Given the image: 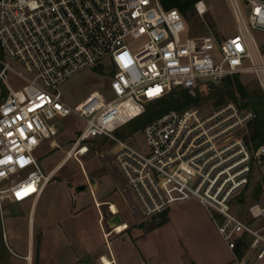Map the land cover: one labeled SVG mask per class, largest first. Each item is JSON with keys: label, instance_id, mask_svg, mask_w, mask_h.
Here are the masks:
<instances>
[{"label": "built area", "instance_id": "2783aa9c", "mask_svg": "<svg viewBox=\"0 0 264 264\" xmlns=\"http://www.w3.org/2000/svg\"><path fill=\"white\" fill-rule=\"evenodd\" d=\"M229 3L236 32L220 39L210 28L183 37L189 20L161 0H0L2 220L6 205L39 201L55 170L46 174L34 152L46 140L57 144L59 121L76 116L85 126L66 160L85 155L91 139L114 141V161L147 217L194 198L231 249L247 242L254 251L253 259L236 256L237 264H264V226L237 213L254 173L264 178V142L253 147L233 133L254 120V110L233 101L209 113L174 109L144 126L142 146L117 135L174 90H207L249 72L264 93V54L253 34L264 32V0ZM194 9L201 17L209 11L205 0ZM97 67L107 76L102 89L76 104L63 98L61 84ZM11 74L22 86H11ZM247 211L253 220L264 218L260 202Z\"/></svg>", "mask_w": 264, "mask_h": 264}, {"label": "rangeland", "instance_id": "374dc122", "mask_svg": "<svg viewBox=\"0 0 264 264\" xmlns=\"http://www.w3.org/2000/svg\"><path fill=\"white\" fill-rule=\"evenodd\" d=\"M205 3L209 11L204 17H201L195 9L188 11L186 17L190 24L186 22L189 31L183 34V37L206 33L208 28L220 39L233 35L236 32V20L229 0H205ZM253 34L260 43L264 54V32L253 30ZM240 79L248 90L261 92V88L252 73H242L240 74ZM8 80L14 88L20 87L24 83L21 78L14 74H11ZM208 80V78L204 79V81ZM107 82L106 72L97 67L78 73L61 84L60 89L65 100L71 104H76L82 101L91 91L102 89ZM221 85L222 81L214 84L207 90L194 91L198 92V96L201 98V102L195 107H199L204 113L212 112L219 107L215 105L217 98L212 96L214 92L220 89ZM236 95L238 96V101L227 99L224 104L233 101L241 106L246 100H242L239 93ZM84 126V120L79 117L69 116L62 118L59 121L58 134L55 137L57 144L53 146L50 140H46L34 152V156L46 174L55 171L52 180L48 183V188H45L35 206L30 201L6 205L7 213L4 220L0 217L1 232L3 234L2 241L5 245L6 254L14 251L16 254L25 255L28 243L32 239L34 251L33 264H39L40 253L44 251L43 248L45 247L52 253H61V259L67 260V255L71 256L74 253L82 252L83 246L77 243L79 239L92 237L96 245H98L99 242L104 241V231L107 232L108 236L111 233L112 228L108 223L107 216L103 223L104 230L100 229L98 225L94 197L100 196L99 192L112 190L110 175H114L115 172L111 166L113 165L118 169L112 153L115 142L107 138L91 139L86 143L88 152L85 155H74L66 160L67 152L72 148L79 130L83 129ZM119 132L129 133V126H124ZM233 133L237 136L240 134L246 135L249 133V127L236 129ZM127 140H131L135 146L145 144V136L141 130L132 133L131 137H128ZM62 162L64 164L60 166ZM58 166L60 168L57 169ZM117 172L121 177L119 169ZM89 178H94L97 181V184L92 187L95 194L92 193L88 181ZM259 182H261L262 192H260L259 196H256L254 191ZM194 184V182H191L189 185L193 187ZM82 185H85L86 188L79 192L77 187ZM242 195L245 202L237 209V213L245 221L251 222L256 227L263 225L264 218L253 220L247 211V206L250 203L256 201L264 204V178L261 171L258 170L254 173L249 186L241 193ZM111 199H116L115 195ZM238 199H240V196H238ZM122 215L126 219L125 212H122ZM48 216L50 218L47 219ZM88 218L91 224L86 226ZM39 219L44 220L43 223L38 222ZM131 233L130 228L128 229V233L126 231L121 234L115 232L108 238L111 241L115 238L127 241ZM52 239L59 240L58 243L55 241L57 245L49 246L48 241ZM2 256L3 254L0 253V264H8V261L3 260ZM13 258H15L12 259L13 262L25 264L22 258L15 255ZM87 259L89 258H86L81 264H89ZM93 264H97L95 260H93Z\"/></svg>", "mask_w": 264, "mask_h": 264}, {"label": "crops", "instance_id": "0c3cea01", "mask_svg": "<svg viewBox=\"0 0 264 264\" xmlns=\"http://www.w3.org/2000/svg\"><path fill=\"white\" fill-rule=\"evenodd\" d=\"M63 164L64 162L60 166ZM111 167L115 172L114 175H110L112 190L99 192L100 196L94 197L97 221L100 229L104 230L103 223L106 216L109 221L114 215L119 214L122 223L125 222L128 226L125 229L126 233L131 228L132 233L129 239L123 241L120 238H115L111 241L108 237L115 233V228L111 227L109 236L104 231V241L99 242L98 245L92 237L79 239L77 243L83 246L82 252L74 253L71 256L67 255V260L61 259V253H52L46 247L43 248L39 264H81L86 258H89L87 259L90 260L89 264H93V260L97 264H104L103 256H107L112 264H237L236 249L238 247L243 250L241 257L246 256L253 259L254 251L249 249L247 242L240 243L236 249L229 247L208 209L194 198L174 204L166 211L167 221L157 226L154 225V218H149L144 214L122 174L120 177L118 169L113 165ZM96 184L95 180L94 186ZM92 193L95 194L93 188ZM114 195L116 199H111ZM113 205L117 207L116 212L111 207ZM122 212H125L126 219ZM43 221L39 219L38 222L43 223ZM89 224L91 222L88 218L86 226ZM262 226L264 224L257 227ZM55 241L58 243L59 240H49V246L57 245ZM32 244L31 239L25 255L16 254L12 250L10 254L4 252L3 260L8 261V264H18L12 261L15 259L13 258L15 255L22 258L25 264H33Z\"/></svg>", "mask_w": 264, "mask_h": 264}, {"label": "trees", "instance_id": "16d2710c", "mask_svg": "<svg viewBox=\"0 0 264 264\" xmlns=\"http://www.w3.org/2000/svg\"><path fill=\"white\" fill-rule=\"evenodd\" d=\"M163 6L166 9L178 8L182 14L187 16V13L190 9H194V5L199 0H161ZM237 93L240 94L242 100H246L241 104L243 108H250L256 113V117L249 124V133L245 135L247 141L253 147H257L264 142V93L261 89L260 91H250L244 85L240 79V74H232L226 76L222 80V85L220 89L214 92L212 97H216L215 102L216 106L223 105L226 100L233 99L238 101ZM201 102V98L198 96V92L190 90H174L171 94L166 96L163 99L152 102L148 105L146 112L134 121L128 124L129 133H120L117 132L118 136L122 139L127 140L128 137H131L132 133L142 130L144 126L150 123L152 120L164 115L170 110H181L189 107L197 106ZM256 196H259L262 192L261 182H259L254 191ZM241 200H245L243 195L240 196ZM154 218V225H160L167 221V213L164 212ZM156 220V221H155ZM143 226V225H142ZM1 219H0V250L2 254L5 252V245L2 241L3 234L1 232ZM237 256L241 257L243 255V250L237 248Z\"/></svg>", "mask_w": 264, "mask_h": 264}, {"label": "water", "instance_id": "95a60500", "mask_svg": "<svg viewBox=\"0 0 264 264\" xmlns=\"http://www.w3.org/2000/svg\"><path fill=\"white\" fill-rule=\"evenodd\" d=\"M89 181L91 183V186L95 184L94 178H89ZM85 188H86V186L82 185V186L77 187V190L79 191V190H83ZM108 223L111 227L115 228L117 225L122 223V218L119 214H116L112 218L109 219ZM87 262H90V260H87Z\"/></svg>", "mask_w": 264, "mask_h": 264}, {"label": "bare ground", "instance_id": "6f19581e", "mask_svg": "<svg viewBox=\"0 0 264 264\" xmlns=\"http://www.w3.org/2000/svg\"><path fill=\"white\" fill-rule=\"evenodd\" d=\"M86 149H84L83 151H85ZM72 157V156H71ZM112 208H113V210L116 212L117 211V207L115 206V205H113L112 206ZM128 226H127V224L125 223V222H123V223H121V224H119V225H117L116 227H115V232H123V231H125V229L127 228ZM104 258H103V262H104V264H112V262L110 261V259L107 257V256H103Z\"/></svg>", "mask_w": 264, "mask_h": 264}]
</instances>
